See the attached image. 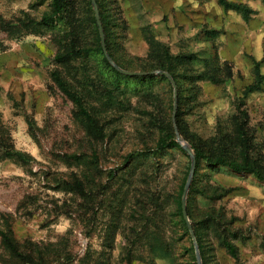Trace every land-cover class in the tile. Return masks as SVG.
Instances as JSON below:
<instances>
[{
	"label": "rangeland",
	"instance_id": "obj_1",
	"mask_svg": "<svg viewBox=\"0 0 264 264\" xmlns=\"http://www.w3.org/2000/svg\"><path fill=\"white\" fill-rule=\"evenodd\" d=\"M71 1L67 29L52 0H0V264H198L176 131L264 170V0H96L114 63L176 92L116 70ZM187 216L202 264H264V180L200 160Z\"/></svg>",
	"mask_w": 264,
	"mask_h": 264
},
{
	"label": "trees",
	"instance_id": "obj_2",
	"mask_svg": "<svg viewBox=\"0 0 264 264\" xmlns=\"http://www.w3.org/2000/svg\"><path fill=\"white\" fill-rule=\"evenodd\" d=\"M220 4L224 6L225 9H236L242 11L243 13L247 12L246 9H243L241 8V6H237L236 4L232 5L227 0H220ZM73 11H75V4L71 0H52V11L44 16V18L42 19V23L49 24L56 21L62 22L65 25V27L68 29L69 27L72 26V22L76 21V20L74 21V18L72 17ZM93 22L94 24H97L96 21ZM36 25H39L38 22L36 23ZM73 49L75 51L77 50L76 47H73ZM91 52L92 50L87 51V53H91ZM109 55L112 57L110 52ZM116 74H118L117 71ZM170 75L173 77V79L175 78L173 74ZM76 103L78 106L80 107L82 106V104H80L78 100H76ZM243 115L245 116V113H243ZM245 124H246L245 122L243 123L240 122L238 126L240 137L244 139L247 135ZM172 147H179V144L176 142V137L174 136V134L170 133L166 138L160 140L159 148L166 149ZM194 152L197 159V163L200 160H206L208 163L214 165L226 166L236 172H240V173L246 172V173L254 174L256 177L264 180V170L260 167L257 161L253 160V158L250 156L247 150L245 151V153L243 152L241 160H230L225 157L214 158L213 156H210L208 153H205L203 150L198 149L195 146H194ZM225 245L228 251L230 252V254L233 257H236V248L229 243H226Z\"/></svg>",
	"mask_w": 264,
	"mask_h": 264
},
{
	"label": "water",
	"instance_id": "obj_3",
	"mask_svg": "<svg viewBox=\"0 0 264 264\" xmlns=\"http://www.w3.org/2000/svg\"><path fill=\"white\" fill-rule=\"evenodd\" d=\"M91 1L93 3V6H94L95 18H96L97 25H98L99 31H100L102 47H103L104 53L107 56V59L110 62V64L116 70L121 72L122 74L129 75V76H141V75L142 76H147V75H162V76H166L170 80V82L172 83L173 87L175 88V92H176L175 81L173 80L172 76L170 74L166 73V72H153V73H150V74L132 73V72H128V71L122 70L121 68H119L114 63V61L108 56V53H107V50H106L104 31H103V26H102V22H101V18H100V13H99V8H98V5H97V2H96V0H91ZM175 96H176V94H175ZM176 133H177L178 142L183 146V148L189 154V156L191 157V160H192L191 172H190V176H189V179H188V182H187V185H186V188H185L183 200H182V210H183L185 221L188 224L190 233H191L192 238H193L194 243H195L196 256H197L198 264H202L201 263V259H200V255H199V251H198V246H197L196 241H195L194 232H193L192 226L190 225V222H189V219H188V216H187V192H188V188H189L190 182L192 180V177L194 175V172L196 170L197 159H196L194 151L179 137L177 131H176Z\"/></svg>",
	"mask_w": 264,
	"mask_h": 264
}]
</instances>
